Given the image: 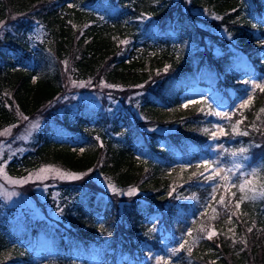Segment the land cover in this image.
<instances>
[{
  "label": "trees",
  "instance_id": "1",
  "mask_svg": "<svg viewBox=\"0 0 264 264\" xmlns=\"http://www.w3.org/2000/svg\"><path fill=\"white\" fill-rule=\"evenodd\" d=\"M191 1L215 15L209 29L173 0H0V131L19 132L20 116L45 117L8 171L23 176L54 165L95 172L118 190L65 182L77 191L64 194L58 226L40 220L15 227L6 214L0 264H91L95 256L101 264H155L157 250L161 264H264V171L246 176L244 191L238 179L264 169V91L232 110L249 94L251 69L264 84V0ZM38 25L46 36L33 47L29 33ZM67 72L95 90L121 88L111 93L123 106L62 112ZM201 86L233 106L223 122L229 180L207 174L200 162L217 165L212 105L205 98L183 106V95ZM161 127L176 130L156 131ZM245 155L249 165L234 168Z\"/></svg>",
  "mask_w": 264,
  "mask_h": 264
},
{
  "label": "rangeland",
  "instance_id": "2",
  "mask_svg": "<svg viewBox=\"0 0 264 264\" xmlns=\"http://www.w3.org/2000/svg\"><path fill=\"white\" fill-rule=\"evenodd\" d=\"M174 4H181L182 8L184 10H187L190 12V9L192 10L193 17L195 19V22L203 27L204 29H209L211 27V21L215 18V15L209 13V11L200 9V8H194L191 4V0H173ZM192 7V8H191ZM101 13H104L102 10H100ZM220 33L226 35L224 31H221ZM221 34V35H222ZM46 36V30L41 26L38 25L34 27L31 32L29 33V42L33 47H36V43L40 40L45 39ZM143 36V35H142ZM144 37V36H143ZM147 38L142 39L145 41ZM207 45H209V42H207ZM216 53L218 50L214 48ZM252 77L251 85H250V91L249 94L245 98H241L237 104H235L233 111L237 108H244L245 106H242L243 101L248 99L249 97L252 98L254 90H256L258 87H256V84H262L259 79L255 76L253 69H251ZM73 81L76 83L74 84ZM81 83H83V86H79ZM86 81L77 80L74 78L72 73L67 72L65 75V82H64V89L66 95L61 96V100H64L63 106H61V109L63 108H73L74 110H77L80 104H87L90 106H96V107H104L106 104L108 106V109H112L113 107H121L123 106V103L121 101L120 96L114 97L111 92H115L118 95L121 94L122 89L113 87L112 85H101L96 90L93 88V86L86 85ZM109 87L110 92L108 94L104 95V88ZM88 88V89H87ZM116 88V89H114ZM210 87H197L194 89L188 90L183 95V106H188L190 103H193L195 101H201L203 99H207L208 103L212 105L213 108V115L217 116L218 121L216 122V126H220V128L215 129L216 133V147H217V154L215 156V159L213 160V163L217 164L215 166H211V170L209 171V174L218 175L220 182L223 179H220L225 175V169L222 165V155L225 148L224 145V126L223 122L227 120L228 116H230L228 109L231 110L233 106L230 105V102L228 104H225L219 99H217V96L212 95ZM139 93V92H138ZM107 101V103L105 102ZM105 102V103H104ZM250 102V101H249ZM128 103V102H127ZM248 105V104H247ZM246 105V106H247ZM214 106V107H213ZM60 109V112H61ZM63 109L62 112L65 110ZM129 112L137 116L138 118H141L139 116V113L137 111V108L130 107L128 103ZM124 110V109H123ZM219 112L221 115H215L214 113ZM224 113H227L228 115H223ZM21 121L23 124L21 127V130L19 132L13 131L15 126L7 127L0 131V133H5V130H7L5 135H0V167L3 168V171L0 172V200L2 202V208H0V230L2 232H6L8 230V227L6 226L4 217L6 214L11 217L12 224L16 226H22L25 227L28 224L40 221V220H48L50 224L54 226H58L60 222H64L63 217V210H62V204L65 201V193H68L71 191H77L76 186L73 188L74 185H82V184H89V181H91L92 184L95 185V187L99 188L101 192H106L107 194L113 192L111 188L109 187V183L105 178H103L100 174L97 175L95 172L90 175H83L81 173H74L69 172L67 170H64L60 167L54 166V165H43L40 166V168L34 169L29 171L27 174L23 176H16L10 174L8 171V164L9 161L12 160L13 156L18 155L22 151H24L27 147V145L33 140V137L35 136L36 132L42 125L43 121L45 120L42 115H35L33 117H28L26 120L24 116H20ZM142 121V119H139ZM229 120V119H228ZM228 120L226 122H228ZM149 127H146L148 129ZM223 129V132H221L220 129ZM153 130V129H152ZM176 128H170V127H161L157 128L156 131L159 133H166V132H172L175 131ZM108 136H112L113 140L116 143H120L119 136H113L112 134H108ZM62 138V137H61ZM66 140H70V138H66ZM74 142H82V138L74 139ZM14 153V155H12ZM246 156V155H245ZM247 159H244V167L246 168L249 165V155L246 156ZM16 161V160H15ZM206 160H202L200 162H204ZM41 168H49V169H59L61 172H66L70 174H77L76 178H72L71 176H65L64 178H60L54 171H47V172H40ZM216 169L215 173H213V169ZM31 174V175H30ZM24 178H27L26 180ZM12 180H18L22 181L17 184L11 183ZM81 183H74L71 187L65 188L66 184L65 182H73L77 181ZM64 184V185H63ZM113 185V184H111ZM63 186V187H61ZM115 187V185H113ZM219 187V184L215 185V188L217 189ZM116 188V187H115ZM70 189V190H67ZM117 189V188H116ZM129 192V191H128ZM127 192V193H128ZM75 192H73V195H69L72 197V199L75 196ZM258 196L260 195V192L258 193ZM167 215V214H166ZM55 221V222H53ZM153 229H157V227H154ZM25 242L24 239L19 238L20 245H24L23 242ZM172 248V247H171ZM176 249L175 247L172 248V251ZM171 250V249H170ZM161 257L162 254L159 250H157L156 253V260L155 264H161ZM37 259V257H36ZM91 264H101L99 261V258L95 256L91 260ZM103 264V263H102Z\"/></svg>",
  "mask_w": 264,
  "mask_h": 264
},
{
  "label": "snow or ice",
  "instance_id": "3",
  "mask_svg": "<svg viewBox=\"0 0 264 264\" xmlns=\"http://www.w3.org/2000/svg\"><path fill=\"white\" fill-rule=\"evenodd\" d=\"M121 43H127V41H121ZM262 43H264V42H262ZM73 83L75 84L76 82L73 81ZM79 86H83V83H81ZM255 86L258 87V88H260L261 91H264V84H256ZM250 100H251V97H249L248 99L244 100L242 106H246V105L249 103ZM185 106H186V105H185ZM214 114H215V115H221V113H219V112H216V113H214ZM223 115L227 116L228 114H227V113H224ZM25 119L27 120L28 117H25ZM216 127H217V128H220V126H218V125H217ZM220 130H221V132H223V129H222V128H221ZM6 132H7V130H5V133H0V135H5ZM242 134H243V135H247L246 132H245V133H242ZM211 135H212V137H213L214 139L216 138V133H215V132H213ZM81 151H83V149H81ZM246 151H247V150L244 149V148H240V149H239V153H240V154H244V153H246ZM12 155H14V153H13ZM232 155L235 156V155H237V153L233 152ZM245 159H247L246 156H245ZM203 163H204V166H205L206 169L212 165V162H211V161H204ZM233 167L236 168V169H241V168L244 167V165H242V164H235V165H233ZM2 171H3V168L0 167V172H2ZM47 171H54V172H55L60 178H64L65 176H71L72 178H76V177H77V174H74V173H73V174H70V173H66V172H61L59 169H49V168H41V169H40V172H41V173H43V172H47ZM89 171H91V170H89ZM215 171H216V169L214 168V169H213V173H215ZM225 171H227V172H231L232 169H226ZM261 171H264V169H252L250 172L242 173L241 176L238 177V179L241 181V183H240V190H241V191H244L245 183H249V181L245 180V177H246V176H255L258 172H261ZM30 175H31V174H30ZM83 175H87V173H84ZM24 179L26 180L27 178H24ZM206 179L211 180L212 177L209 176V177H206ZM220 179H223V180H229L230 178H229V176L225 175V176L221 177ZM20 182H22V181H18V180H12V181H11V183H13V184H17V183H20ZM109 187L111 188V190H112L113 192H117V191H118V190H117L113 185H111V184H109ZM135 191H136V189H130L129 192H128L127 194L131 195V194L134 193ZM214 191H215V187L213 188V192H214ZM253 192H255V190H253ZM260 195H261V196H264V191H261V192H260ZM213 198H214V197H213ZM253 198H255V197L253 196ZM240 199H241V201H243V200L245 199V197H244V196H241ZM221 203H223V197H221ZM239 206H240V204H239V202H238L237 205H236V207L239 208ZM150 230H154V229H150ZM248 230L251 231V228H249ZM188 235H191V232H189ZM213 235H215L214 232H209V233H207V239H212ZM180 248H181V249L184 248V243H181V244H180ZM189 251H190V249H189Z\"/></svg>",
  "mask_w": 264,
  "mask_h": 264
}]
</instances>
